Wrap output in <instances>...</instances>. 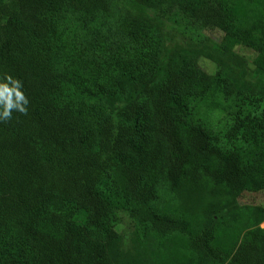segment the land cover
Masks as SVG:
<instances>
[{"label":"trees","instance_id":"1","mask_svg":"<svg viewBox=\"0 0 264 264\" xmlns=\"http://www.w3.org/2000/svg\"><path fill=\"white\" fill-rule=\"evenodd\" d=\"M109 12L0 0V82L29 100L0 121V264H264V208L238 203L264 189V95L233 50L264 72V0H132L119 26L146 57L95 62L62 20ZM162 17L224 36L177 40Z\"/></svg>","mask_w":264,"mask_h":264},{"label":"rangeland","instance_id":"2","mask_svg":"<svg viewBox=\"0 0 264 264\" xmlns=\"http://www.w3.org/2000/svg\"><path fill=\"white\" fill-rule=\"evenodd\" d=\"M110 12L108 14H101L94 17H86L79 13H69L62 20L61 29L69 37L77 40L82 45L90 48L89 52L91 60L102 61L112 54L120 52L126 59L135 61L138 54L146 57L138 48L133 49L127 36L120 29V21L124 13L131 8L132 0H109ZM156 16L155 14H152ZM164 30L168 33L177 36V40L183 36L191 43L198 44H220L224 33L218 28H205L197 21L188 20L185 18L172 17L167 19L162 17ZM174 43V39H167L165 47H169ZM199 45V47H201ZM233 50L238 55L246 58L248 62L247 73L243 77L244 82H249L250 88L264 95V72L254 73L252 62L256 56V52L244 45H236ZM93 58V59H92ZM200 65L208 73L215 72L216 64L207 58L199 60ZM249 88V86H247ZM229 110L233 112V109ZM240 206H259L264 208V189L258 192L245 191L238 199ZM123 222L126 223L124 235L128 237V223L125 218ZM264 227V221L259 224Z\"/></svg>","mask_w":264,"mask_h":264},{"label":"clouds","instance_id":"3","mask_svg":"<svg viewBox=\"0 0 264 264\" xmlns=\"http://www.w3.org/2000/svg\"><path fill=\"white\" fill-rule=\"evenodd\" d=\"M29 100L23 91L20 80L11 76L0 82V121L13 118V112L27 114Z\"/></svg>","mask_w":264,"mask_h":264}]
</instances>
